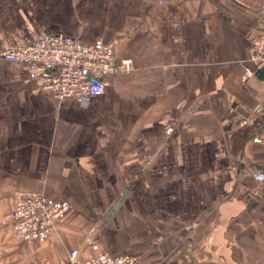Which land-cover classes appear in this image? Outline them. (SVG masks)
I'll return each mask as SVG.
<instances>
[{
  "label": "crops",
  "instance_id": "obj_1",
  "mask_svg": "<svg viewBox=\"0 0 264 264\" xmlns=\"http://www.w3.org/2000/svg\"><path fill=\"white\" fill-rule=\"evenodd\" d=\"M261 16L264 0H0V46L64 34L133 62L88 104L0 62V219L18 192L72 205L46 243L0 228V264H264L249 173L264 170V73L241 80Z\"/></svg>",
  "mask_w": 264,
  "mask_h": 264
},
{
  "label": "built area",
  "instance_id": "obj_2",
  "mask_svg": "<svg viewBox=\"0 0 264 264\" xmlns=\"http://www.w3.org/2000/svg\"><path fill=\"white\" fill-rule=\"evenodd\" d=\"M252 32L248 61L253 68L244 70L241 76L244 83L264 70L263 16ZM0 62L25 67L30 78L42 80L43 89L50 91L55 99H77L84 104L104 94L111 78L133 70L132 60L120 59L116 47L102 40L85 43L64 34L49 35L28 47L0 46ZM255 111H264V105H258ZM233 170L242 171L238 165ZM249 173L257 188L264 186V170ZM14 198V208L0 219V228H10L12 236L24 243H46L72 208L66 200H52L37 192H18ZM90 244L98 250L96 245ZM137 263V257L132 255L100 252L83 264Z\"/></svg>",
  "mask_w": 264,
  "mask_h": 264
},
{
  "label": "water",
  "instance_id": "obj_3",
  "mask_svg": "<svg viewBox=\"0 0 264 264\" xmlns=\"http://www.w3.org/2000/svg\"><path fill=\"white\" fill-rule=\"evenodd\" d=\"M264 73L263 70L259 71L257 74H261ZM240 112H244L243 109L239 108L238 109ZM247 114H244L243 117H247ZM128 196V191H124L122 197L118 200V202L116 203V205L109 211V213L106 215V218H104L105 222H107V220H109V218L112 217V215L117 211V209L121 206V204L124 202V200L126 199V197Z\"/></svg>",
  "mask_w": 264,
  "mask_h": 264
}]
</instances>
